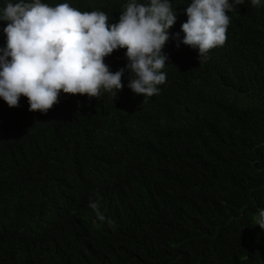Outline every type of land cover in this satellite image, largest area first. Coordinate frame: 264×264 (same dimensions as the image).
I'll use <instances>...</instances> for the list:
<instances>
[{
  "label": "trees",
  "instance_id": "16d2710c",
  "mask_svg": "<svg viewBox=\"0 0 264 264\" xmlns=\"http://www.w3.org/2000/svg\"><path fill=\"white\" fill-rule=\"evenodd\" d=\"M42 2L111 25L128 0ZM190 2L170 0L158 95L128 88L120 49L105 58L125 69L116 99L61 92L47 114L0 99V264H264V0L228 13L226 43L200 62L182 43Z\"/></svg>",
  "mask_w": 264,
  "mask_h": 264
},
{
  "label": "clouds",
  "instance_id": "9594fccd",
  "mask_svg": "<svg viewBox=\"0 0 264 264\" xmlns=\"http://www.w3.org/2000/svg\"><path fill=\"white\" fill-rule=\"evenodd\" d=\"M245 0H191L183 10L182 43L198 50L199 62L226 43L231 22L228 13ZM253 7L261 0H250ZM118 23L100 10L81 11L68 3L50 5L42 0H9L0 9L7 46L0 49V99L9 108L27 98L30 112L47 114L59 103L61 92L98 98L102 92L115 99L124 87L125 69L111 72L105 58L126 49L128 88L144 98L159 94L166 82L168 57L163 49L177 13L170 0H128ZM179 39V33L176 34ZM179 46V45H178ZM89 207L97 220L106 221L98 202ZM109 226L115 222L107 219ZM255 224L264 229V209Z\"/></svg>",
  "mask_w": 264,
  "mask_h": 264
}]
</instances>
